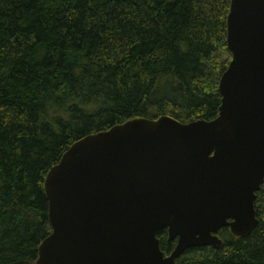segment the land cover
Listing matches in <instances>:
<instances>
[{"label": "trees", "instance_id": "trees-1", "mask_svg": "<svg viewBox=\"0 0 264 264\" xmlns=\"http://www.w3.org/2000/svg\"><path fill=\"white\" fill-rule=\"evenodd\" d=\"M230 0H0V264H36L50 234L44 179L78 139L135 118L217 116ZM258 220L176 264H264ZM156 237L165 255L167 229Z\"/></svg>", "mask_w": 264, "mask_h": 264}, {"label": "water", "instance_id": "water-1", "mask_svg": "<svg viewBox=\"0 0 264 264\" xmlns=\"http://www.w3.org/2000/svg\"><path fill=\"white\" fill-rule=\"evenodd\" d=\"M218 114L135 118L76 140L44 179L36 264H176L218 232L249 235L264 182V0H230ZM175 240L165 255L156 234Z\"/></svg>", "mask_w": 264, "mask_h": 264}, {"label": "flooded vegetation", "instance_id": "flooded-vegetation-1", "mask_svg": "<svg viewBox=\"0 0 264 264\" xmlns=\"http://www.w3.org/2000/svg\"><path fill=\"white\" fill-rule=\"evenodd\" d=\"M164 228H166V227H164ZM163 229V228H162ZM167 229V228H166Z\"/></svg>", "mask_w": 264, "mask_h": 264}]
</instances>
